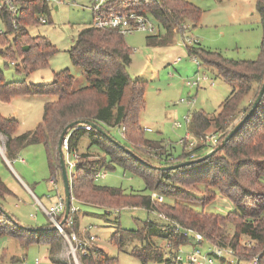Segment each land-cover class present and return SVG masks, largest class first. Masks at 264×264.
<instances>
[{
  "label": "trees",
  "instance_id": "trees-1",
  "mask_svg": "<svg viewBox=\"0 0 264 264\" xmlns=\"http://www.w3.org/2000/svg\"><path fill=\"white\" fill-rule=\"evenodd\" d=\"M145 4L129 5V9L142 15H150L163 34H149L145 37L147 45L165 44L171 41L174 33H182L185 25H196L200 9L187 0H141ZM132 3V2H131ZM130 3V4H131ZM256 11L260 18L262 36L259 55L254 60H232L221 53L203 47L197 41L187 46L189 54H194L206 65L214 67L220 77L231 85V91L220 103L217 112L209 115L193 111L187 128L196 138L213 128L217 133L218 143L223 140L234 124L248 111L264 76V0H255ZM49 4L44 0H25L22 13L17 21L18 29L13 36H0V53L9 60L17 72L27 75L45 67L50 57L57 51L44 36L32 35L28 27L40 23L38 15L50 12ZM73 65L80 67L86 75L87 84L75 87L74 76L69 69L63 68L53 73L49 82L34 84L26 80L8 81L0 70V99L11 97L41 95L46 97L41 120L34 129L17 133L18 120L0 113V134L5 136V156L15 158L29 144H41L44 147L50 175L60 176V162L57 150L58 137L66 124L74 120L96 122L102 129L106 126L123 127L122 135L125 146L139 157L154 158V164H172L174 160L170 147L158 140L144 136L141 124V111L144 109L145 82L131 78L126 71L131 61V49L124 41V35L109 29L94 27L91 23L81 29L67 50ZM256 82L257 87L249 106H241L242 99ZM75 127V126H74ZM72 127L68 130L69 151H77L78 141L86 136L88 148L96 146L99 151L77 153L75 177L70 181L73 200L118 209L123 206L141 207L156 212L166 221V227L152 221H145L138 230H116L110 238L118 248L124 244L128 233L140 237L154 235L173 242L176 246L186 243L193 236H183L176 229L181 228L197 232L211 246H229L238 259H253L256 264H264V94L253 115L226 141V143L207 157L175 169H158L134 158L129 152L116 144L105 134L95 130ZM106 132V131H105ZM108 134V132H106ZM115 140V139H114ZM119 142V141H118ZM202 144L195 145L189 152L184 151L181 160L202 156ZM158 149H163L157 152ZM190 153L194 156L190 157ZM115 164L131 169L139 175L147 191L126 192L120 187L100 185L95 182L100 170L113 169ZM66 165V164H65ZM67 167V165H66ZM177 184L201 186L202 195L176 189ZM162 195L161 200L152 197V193ZM217 195H222L233 204V209L225 214L197 210L189 202L200 200L202 204L211 202ZM14 196L0 177V205L4 208L7 197ZM165 197V198H164ZM166 198L171 199L168 201ZM13 220L0 211V236L10 235L21 244L28 245L43 241L49 246L50 255L56 249L59 234L45 214L46 220L35 224L44 230H28L17 217L8 212ZM62 218V215L60 216ZM68 231H76V217L71 224H63ZM164 225V224H163ZM232 226L231 238L225 232ZM241 236L252 242L249 246L240 243ZM150 238V237H149ZM56 239V241H55ZM170 243V244H171ZM142 264L150 260H161L160 253H144L143 250L131 251ZM52 256V259L55 260ZM82 264H110L113 258L107 256L100 247L95 246L80 255ZM170 259V258H169ZM167 259V261H170ZM178 261L177 256H175ZM15 259L14 261H16ZM22 259L20 258V260ZM17 261V262H18Z\"/></svg>",
  "mask_w": 264,
  "mask_h": 264
},
{
  "label": "rangeland",
  "instance_id": "rangeland-1",
  "mask_svg": "<svg viewBox=\"0 0 264 264\" xmlns=\"http://www.w3.org/2000/svg\"><path fill=\"white\" fill-rule=\"evenodd\" d=\"M187 1L200 9V17L196 25L187 24L182 29V33H174L170 42L157 45L146 44L145 37L147 35L164 33L163 28L158 26V23L152 18L149 20L155 26L154 32L135 29L124 35V41L131 49V61L127 65L126 71L132 79L136 78L145 82V106L141 111L144 136L160 141L164 147H170L174 160L177 162L183 161L180 159L183 148L179 139L187 131V121L184 120V116L190 118L193 111L200 110L209 115L217 112L220 103L231 91V85L218 75L214 67L204 64L199 57L197 59L200 61V65L197 66L193 62L192 54L188 53L186 45L197 41L203 47L215 50L228 59L254 60L259 55L262 36L255 0ZM141 3L145 4L146 2L133 0L129 5L134 7ZM90 4L91 0H63L58 9L52 7L49 14H39L37 17L44 16L47 18V22L29 26V33L44 36L57 51L50 57L47 66L38 68L27 75L17 72L9 60L0 53V70L4 79L8 81L24 79L34 84L45 83L52 79L54 72L67 67L74 76L75 87L87 84L84 71L72 64L67 50L79 31L91 23ZM197 71L206 74L208 79L201 81L198 86H188L185 82L192 79ZM256 87L257 83H252V88L242 99L241 106H249ZM46 98L41 95H17L8 101L0 99V113L4 116L15 117L18 120L17 133H22L34 129L41 120ZM103 129L116 141L125 144L121 127L112 126ZM206 133L217 134L213 128L207 129ZM191 136L193 135L191 134ZM4 137L0 134V149L5 141ZM88 145V137L83 136L79 139V149H84ZM90 150L99 151L94 145L90 147ZM209 150V147L204 146L200 149V154L204 155ZM161 151L163 149L157 150V152ZM19 155L25 158V163L13 162L9 159V163L6 162L7 168L0 162L1 179L6 177V183L16 190V196L7 197L4 209L16 215L22 225L34 226L44 222L47 216L45 217L43 210L29 193L28 199L19 192L18 182L20 181L14 171L26 180H28L27 175L30 174L39 181L37 188H33L31 184L28 185L45 205L50 202L47 197H44L47 191L53 194L57 190L63 195L62 180L60 176L56 175L57 181L50 182L52 178L41 144H29L19 152ZM68 157L71 161L74 160L72 155ZM142 159L157 162L154 158H148L147 155L145 159ZM103 171L104 175L97 176L95 179L97 184L120 187L126 192L147 191L143 179L129 168L115 164L113 169L105 168ZM178 188L197 197H200L203 192L202 187L197 185L185 187L182 184H177L176 189ZM166 199L171 201L169 198ZM72 201L78 208L77 213L73 216V218L76 217L78 225L76 228L78 232L75 233L79 238H83V234H86L83 228L91 225L89 232L96 236V240L90 243V248L100 246L107 256L114 259L110 264H142L140 259L131 252L133 249L143 250L144 253H160L161 260H150L147 264H208L200 258H198V262H190L187 259L188 253L194 248H198L202 255L208 253L211 245L205 239H202L199 245H195L189 239L186 243L176 246L173 242L171 243L168 239L160 236L161 231H157V233L155 231L152 236L145 234L142 237L137 233H128L121 248L110 241L116 230H138L143 227L145 221L157 223L160 225L158 230H163L167 220L161 219L156 212L134 206L114 209ZM189 205L197 210L203 209L220 214H225L233 209L231 201L222 195H217L214 200L204 205L200 200L191 201ZM64 227L62 225L61 228L67 234L68 231ZM232 232V226H227L225 234L228 239L231 238ZM52 238H57V241L55 239L56 257L60 261L51 259L53 255H49L46 242L38 241L24 245L10 235H2L0 236V264H11L9 262L11 256L24 257L25 264H34L33 261L36 257L39 258V264H82L79 259V251L72 252L70 244L60 231ZM240 243L249 246L252 242L241 236ZM177 255L181 256L178 261L175 259ZM11 259L13 262L16 258L12 257ZM211 260L213 264H253L252 259H238L233 249L232 253L224 251L220 258L211 256Z\"/></svg>",
  "mask_w": 264,
  "mask_h": 264
},
{
  "label": "built area",
  "instance_id": "built-area-1",
  "mask_svg": "<svg viewBox=\"0 0 264 264\" xmlns=\"http://www.w3.org/2000/svg\"><path fill=\"white\" fill-rule=\"evenodd\" d=\"M25 0H0V36H13L14 32L18 29L17 21H19L22 13V3ZM49 4V8L58 9L59 5L63 2V0H44ZM133 0H91V4L89 9L91 10V24L94 27L104 28L116 31L122 35L126 33H131L135 29L147 30L149 32H154L155 26L151 24L150 18L153 19L150 15H142L136 13L134 10L129 9V4ZM38 21L40 23H46L47 18L44 16H39ZM191 43V40H189ZM198 57L192 54L193 62L198 66L200 65V61L197 59ZM179 60V59H178ZM208 77L204 73L196 72L195 76L192 79H188L185 83L188 86H198L201 81L207 80ZM189 103V101H187ZM184 120L189 123L190 118L188 116H184ZM179 124V123H176ZM83 128L85 130H90L93 127L90 123H82L81 125H76L74 128ZM149 129L148 127H145ZM123 130V127H121ZM68 137L69 133H66L62 142V150L64 153L65 164L67 165L66 171L69 180L75 177L74 167L77 162L78 155L75 151H69L68 147ZM179 143L181 144L184 151L189 152L195 145L202 144L205 147H209L210 149L214 148L218 144L217 135L214 133L204 135L196 138L191 136L188 128L183 137L179 139ZM72 155L74 160L71 161L68 156ZM194 154L190 153V157H193ZM20 160H23L20 158ZM103 174L100 171L97 173V176H102ZM152 197L156 200H161L162 196L157 194V192L152 193ZM37 203L41 207V209L45 212L48 218L51 220L53 225L67 238L68 243L71 246V250L74 253L75 250L79 251V258L82 253H85L86 250L90 248V243L96 240V236L89 232V228L91 225L83 228V231L86 234H83V238H79L75 232L65 233L62 226H59L58 223L60 221V216L64 210V199L63 195L57 197V199L50 204L49 206H44L38 199ZM73 200V199H72ZM77 206L71 203L69 215L66 219L67 224H71L73 222V216L77 213ZM178 229L179 233L183 236H193L194 244L199 245L202 241V236L197 232H192L188 229L181 228L179 225L175 226ZM74 245V247H73ZM169 245V244H167ZM232 253V249L225 248L223 246H211L208 249V253L202 255L198 248L192 249L191 252L188 253L187 259L190 262H198V258L201 260H205L208 264H213L211 260V256L222 257L223 252L226 251ZM177 259L180 260L181 256L177 255ZM39 261L38 258L35 259L37 263ZM202 262V261H201ZM200 262V263H201ZM252 263L256 264L257 259L254 257L252 259ZM18 264H25L23 261H19Z\"/></svg>",
  "mask_w": 264,
  "mask_h": 264
},
{
  "label": "water",
  "instance_id": "water-1",
  "mask_svg": "<svg viewBox=\"0 0 264 264\" xmlns=\"http://www.w3.org/2000/svg\"><path fill=\"white\" fill-rule=\"evenodd\" d=\"M263 94H264V76H263L261 86L258 90V93H257L255 99L253 100L250 108L234 124V126L228 131V133L226 134V136L223 138V140L221 142H219L214 148L210 149L208 152H206L204 155H202L200 157H197L194 159H186L183 161H179V162L172 163V164H166V165L165 164L164 165H152V164L146 163V161H144L141 157H139L136 153H134L130 148H128L124 144H121L120 142L112 139L105 132V130L102 129V127L99 124H97L96 122H89V121L84 122L82 120H74V121L69 122L61 130L59 137H58V142H57V150H58L59 162H60V177H61L62 185H63V199H64V210L62 213V218L60 219L58 225L62 226L66 222V219L69 215L70 206L72 203V195H71V190H70V180H69L68 175H67L64 153L62 150V142H63L64 136L68 132V130H70L72 127H74L76 125H81L82 123H90V125L95 130H98L99 132L105 134L108 138L112 139L116 144H119L122 148H124L127 152H129L134 158L138 159L139 161H141L145 164H149V165L156 167L158 169H175V168L181 167L183 165H187V164H190L193 162H198V161H201L203 159H206L207 157H209L210 155H212L213 153H215L216 151L221 149V147L226 143V141L253 115V113L255 112L259 102L261 101ZM0 211H2L6 216H8L11 220H13L12 216L1 205H0ZM23 227L27 228L28 230H34V231L44 230L43 227H36V226H23ZM55 228H56L55 225H52L50 227V229H55Z\"/></svg>",
  "mask_w": 264,
  "mask_h": 264
},
{
  "label": "crops",
  "instance_id": "crops-1",
  "mask_svg": "<svg viewBox=\"0 0 264 264\" xmlns=\"http://www.w3.org/2000/svg\"><path fill=\"white\" fill-rule=\"evenodd\" d=\"M155 20V19H154ZM156 21V20H155ZM32 96H34V95H32ZM43 98H44V96H42ZM143 126V125H142ZM106 127V126H105ZM108 127V126H107ZM120 128V127H119ZM122 131V130H121ZM2 135V134H1ZM5 138V137H4ZM5 147H4V141H3V144H2V146H1V149H0V162H2L3 163V165H5V167H7V164H6V162L7 163H9V159L8 158H6V156H5V153H4V151H5V149H4ZM44 148V147H43ZM77 151H76V153H80V152H86V151H92V150H90V147L88 148V146L87 147H85L84 149H79L78 148V145H77V149H76ZM44 152H45V150H44ZM93 153H95L96 151H92ZM45 157H46V155H45ZM20 158L21 159H23V160H20ZM13 162H20V163H25L26 162V160H25V158L24 157H21L19 154L15 157V158H13V159H11ZM47 161V160H46ZM10 167H11V165H10ZM8 168V167H7ZM12 168V167H11ZM15 172V174H16V176H17V178L19 179V181L20 182H18V190H19V192L23 195L24 194V197H27L28 198V193L35 199V201L37 202V200L36 199H38L39 201H40V199L34 194V192L32 191V189L29 187V185L28 184H31V186L33 187V188H37L38 187V180L36 179V178H34L32 175H27V177H28V180H26L25 178H23L21 175H19L16 171H14ZM104 171L102 170H100V173H102L103 175H104V173H103ZM1 174H2V172L0 171V177L2 178V176H1ZM102 175V176H103ZM51 178L52 179H50V182L52 181V180H54L55 182L57 181V178H55V177H53V176H51ZM61 178V177H60ZM3 181H4V183L8 186V188L14 193V195L16 196V190H14V188L13 187H11V186H9L7 183H6V177H3V179H2ZM49 191H47L45 194H44V197H47L49 200H50V202H49V204H47V205H45V204H43L41 201V203L44 205V206H49L50 204H52L56 199H57V197L58 196H60L61 195V193L59 192V191H57L56 190V192H54L53 194L52 193H48ZM62 192H63V190H62ZM29 199V198H28ZM16 216V215H15ZM78 217H79V215H78ZM81 231V230H80ZM64 236V235H63ZM65 237V236H64ZM65 239H66V241L68 242V240H67V238L65 237ZM179 245H182V244H179ZM48 248H49V246H48ZM56 253H57V249H55V251H54V253H53V258L55 259V260H53L52 258V260L53 261H60L57 257H56ZM49 255H50V252H49ZM12 257H15L17 260L16 261H13L12 262ZM37 258V257H36ZM35 258V259H36ZM21 259H22V261L23 260H25V258L23 257H21ZM35 259H34V261H33V263L34 264H39V261L36 263L35 262ZM39 259V258H38ZM18 260H20V257H16V256H11L10 257V260H9V262L11 263V264H18ZM18 261V262H17Z\"/></svg>",
  "mask_w": 264,
  "mask_h": 264
}]
</instances>
